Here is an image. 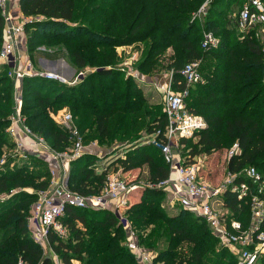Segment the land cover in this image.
<instances>
[{
    "label": "trees",
    "instance_id": "16d2710c",
    "mask_svg": "<svg viewBox=\"0 0 264 264\" xmlns=\"http://www.w3.org/2000/svg\"><path fill=\"white\" fill-rule=\"evenodd\" d=\"M203 1L19 0L22 16L33 19L23 26L29 57L39 45L50 48L59 44L76 71L95 68L75 85L24 77L21 82L24 122L52 149L65 150L71 145L70 134L53 121L49 112L60 109L66 101L84 142L95 140L99 145H107L118 141L126 150L123 157L115 159L116 166L119 165L122 171L146 166L149 181L166 179L170 175V166L160 148L142 140L143 133L149 137L157 130H163L167 122L163 105L159 110L156 105H150L134 79H124L120 70L107 66L117 60L116 46L147 42L137 68L144 70L170 48L173 53L169 68H172L173 81L177 83L179 69L186 62L202 61L203 55L209 54L219 63L210 65L213 69L205 74L201 73L203 82L196 84L185 100L189 111L205 119L206 127L192 138L181 139V143L189 148L190 157H194L210 156L237 142L239 149L227 159V172L239 173L252 165L264 178L262 44L253 32L242 39L238 34L234 41L236 45H231V32H228L226 37L220 38L216 49L203 50L198 20H192V13ZM238 1L213 0L204 18L206 27L220 35L215 32L220 26L217 19L224 18L219 8L228 9ZM4 27L0 10V48ZM7 72L6 65L0 66V156L4 145L11 146L5 129L13 111L14 88ZM85 131L92 132L94 137L90 138ZM37 159V163L46 166L45 173L29 171L28 160L0 171V197L19 187L47 188L48 164ZM97 160V155L86 152L69 162L67 185L71 190L83 195L101 191L106 176L96 170ZM236 180L246 179L239 175ZM19 196L11 195L0 201V264H18L19 261L52 264L51 258L33 240L28 224L29 209L36 195L28 194L23 199ZM164 196L162 189L145 188L140 200L124 213L138 243L157 253L155 264H236V257L218 245L204 220L182 208L169 214L161 205ZM222 198L230 216L245 223L248 205L228 190ZM60 222L68 235L64 238L50 230L48 242L63 264H73V259L84 261L83 264H142L124 245L126 231L111 210L67 206ZM182 244L186 246L185 252L178 250ZM255 264H264V254Z\"/></svg>",
    "mask_w": 264,
    "mask_h": 264
},
{
    "label": "built area",
    "instance_id": "2783aa9c",
    "mask_svg": "<svg viewBox=\"0 0 264 264\" xmlns=\"http://www.w3.org/2000/svg\"><path fill=\"white\" fill-rule=\"evenodd\" d=\"M10 1L0 0L1 14L5 20L4 40L0 48V66L8 67V76L13 80V111L9 115V124L5 132L10 139L11 146L4 145L0 156V171L6 166L13 168L18 162L35 156L48 164L49 185L38 189L36 200L32 205L28 224L31 228L33 240L43 249H49L48 234L50 230L64 237L66 228L61 224L67 206L75 208L109 209L118 217L120 224L126 231V245L134 253L140 263L155 264L157 253L146 249L138 243L137 235L124 213L130 206V191L140 184H132L124 177L122 168L117 165L110 169L108 164L101 161L102 154H98L96 170L105 173V184L97 194L83 195L71 190L67 185V163L84 153L87 146H95V142L87 145L78 131L74 117L70 111H50L49 116L59 126L68 131L71 139L69 152H59L52 149L46 140L34 133L24 122L21 114L22 92L21 82L24 77H40L66 83L60 74L48 69L35 68L32 59L21 48L23 26L27 20L16 22L10 16ZM213 0H204L199 8L192 13V20L202 19L207 13L208 6ZM240 38L253 33L261 38L264 52V2L262 0H244L237 17ZM220 40L211 31L202 34L201 47L203 50L216 49ZM38 51L46 52L45 46L37 47ZM22 50V52H21ZM201 59L186 62L179 69L180 80L173 81L172 71L156 84L155 88L161 92L163 111L167 122L163 130H157L147 141L160 148L166 163L170 166L168 178L145 183L146 188L162 189L171 195L170 205H179L205 221L211 234L217 239L220 247L226 248L236 257V264H255L258 257L264 254V178L252 165L245 167L239 173L227 172L224 185L213 186L205 180L200 171L203 166L201 158L182 157L179 154L184 144L181 139L192 138L195 133L206 127L205 119L189 111L185 100L190 90L203 82L201 74ZM136 82H143L136 70L126 72ZM70 84V83H69ZM180 87V85H182ZM21 135V136H20ZM23 137V138H21ZM239 146L234 142L227 158L238 152ZM89 153V152H87ZM197 157V156H196ZM174 173V175H173ZM246 180L238 181L237 176ZM142 187V185H141ZM236 194L237 199L244 201L249 207L248 218L245 223L231 217L224 207L222 194L225 191ZM4 196V195H3ZM2 197V196H1ZM0 197V198H1ZM51 249V247H50ZM53 252V251H52ZM52 264H63L53 252L49 254ZM18 264H23L19 261ZM157 264H164L158 262Z\"/></svg>",
    "mask_w": 264,
    "mask_h": 264
},
{
    "label": "rangeland",
    "instance_id": "374dc122",
    "mask_svg": "<svg viewBox=\"0 0 264 264\" xmlns=\"http://www.w3.org/2000/svg\"><path fill=\"white\" fill-rule=\"evenodd\" d=\"M18 1L19 0H11L10 1V16L13 19H15L16 22H21L22 20H27L28 23H31L33 21V19L24 18L22 16V14L19 12L20 10H19ZM242 1L243 0H239L236 5L229 7L228 9H225L223 7L219 8L222 15H224L223 16L224 18L219 19V20L217 19V21H219V23H220V26L216 29L215 32L219 33L220 35H218V36L215 34L214 35L220 40V38L226 37L228 32L229 33L231 32L230 33L231 38H229L231 45L235 44L234 41L237 40V37L239 34V32L237 30V27H238L237 17H238V12H239L240 6L242 4ZM11 4H14V6ZM18 13H20V14H18ZM205 17H207V13L204 17H202V19H199L197 21L198 27L200 29V33H202V34L206 31L212 32L211 28L209 26L206 27V25L204 23ZM22 34H23L22 40H21L22 41L21 44L23 45L22 50L27 52L26 34L24 31ZM258 39H260V42H261V38L259 37ZM146 43L147 42H135V43H132L130 45L116 46L115 51L117 54V60H116L115 64H113L112 66H107V68L114 67V68L120 70L124 74V76H123L124 79L127 78V76H126L127 71L136 70L140 74L141 78L143 79L142 80L143 82H141V84L136 82V81L135 82L137 83V85L139 84L138 86H140L142 88L143 95L149 99L148 103L150 105H156L158 110H159V109H162V101H161L162 96H161V92L155 88V82L157 84V83L163 81V79H165V77L172 71V68H169V65L171 62V55L173 52L170 48H167L164 52H162L159 56L156 57V59L153 63L148 64L144 70H139L137 68V65L140 63V61L144 55ZM261 44H262V42H261ZM40 46H45V45H39L38 47H40ZM236 47H239V46H236ZM45 48H46V52L38 51V48H37L36 51L34 52V54L32 55V57H30L32 59L34 67L35 68L39 67L42 69V67L44 66V68H47L50 71H52L53 69H56L57 74H60L61 76H63L67 81L66 83L67 84L70 83L69 85L77 84L85 75H87L88 73H91L95 70V68H93V67H89V68L87 67V68H85L79 72L76 71V69L68 63L65 55L63 54L64 48L59 44H53L50 48L45 46ZM22 50H21V52H22ZM59 60H62L63 62H65L66 65L59 64L58 63ZM216 62L219 63V60L217 58L213 57L212 55H209V54L203 55L202 62H201V73L205 74L206 72L209 71V69L212 70L213 68L210 65H214ZM67 67H71L73 69V71L70 72V75H69V73L63 74L61 72V70L67 69ZM262 78H263L262 83H264V72H263ZM65 103H66V101H63V104L60 106V109L57 108L56 111H59V112L70 111L69 107ZM85 133L87 134L88 131H85ZM88 134L91 135L90 138L94 137V134H92V132H89ZM142 135H143V137H142L143 143H151V142H147V141H149L153 137V135H151L149 137L145 133H143ZM195 139H194V141H195ZM88 141L95 142L96 146L102 150L103 153H102L101 161H103V163L108 164L110 169L116 168V164H115L116 160L115 159L117 157H123L125 155V152H122V149H124L125 146L122 145L121 143H119L118 141H114L112 144H107V145H105V144L99 145L98 143H96V141H93V140H88ZM184 146H185V144H184ZM185 147L181 148L179 151V154L182 157L190 156L189 155V152H190L189 148H187V147L185 148ZM230 147L231 146L223 148L219 152H215L210 156H208V155L206 156V155H202V154L196 155L197 157L194 156V158L200 157L202 160L203 166L201 168L200 175L205 180L210 182L213 186L224 185V181H225L226 176H227V169H226V163H227V159H228L227 153H228ZM70 148H71V145L68 146L63 151L67 150L69 152ZM63 151H59V152H63ZM120 154H122V155H120ZM27 160H28V162H30L29 171H32V172L38 173V174L39 173H45L47 171L46 166L37 163L38 161H35V160H38L37 157L29 158ZM18 163L20 164V162H18ZM67 166L69 169L68 163H67ZM124 177H127L128 181H130V183H132V184H140L139 187L133 188L130 191V194L132 197H138L139 195L141 197L142 192L146 188V187H144L145 183H147L149 181L148 180V178H149L148 177V169L146 168V166H142V167L137 168L128 174H124ZM141 185H142V187H141ZM36 191L37 190L34 187H30V186L15 188V189H12L10 191L11 194L2 196L0 198V201H4L9 196L16 195V194H20V196H19L20 199L27 198L28 194L29 195H35ZM132 204H131V199H130V206ZM30 205H32V204H30ZM161 205H162V207H164L167 210V212L169 214H173L174 212H177L179 209H181L177 204L173 205L172 208H169L167 205V200L165 199V197H164V199L162 197ZM175 207H176V209L174 210ZM31 212H32V206H30V209H29V216L31 215ZM67 235H68V231L66 230L65 234H64V238ZM160 248H163V246H160ZM178 250L180 252L181 251L185 252L187 249H186V246H184L182 244V245H180ZM44 254L46 255V252ZM46 256H48V255H46ZM85 256L86 255H84L83 257H85ZM73 260H72L73 264H83L84 263V261H79L78 263H76L75 259H73Z\"/></svg>",
    "mask_w": 264,
    "mask_h": 264
},
{
    "label": "crops",
    "instance_id": "0c3cea01",
    "mask_svg": "<svg viewBox=\"0 0 264 264\" xmlns=\"http://www.w3.org/2000/svg\"><path fill=\"white\" fill-rule=\"evenodd\" d=\"M11 5H13L14 6V4H11ZM20 12V11H19ZM18 14H20V13H18ZM22 40V39H21ZM22 42V41H21ZM21 47L23 46L22 44L20 45ZM22 49V48H21ZM43 68H44V66H43ZM71 67H67V69H63V70H61V72L63 73V74H68L69 73V75H70V72L71 71H73V69L71 68ZM45 69H47V68H45ZM21 136V135H20ZM21 138H23V137H21ZM93 141H95V140H93ZM88 143H90V141H86L85 142V144L87 145ZM126 150H124V149H122V152H125ZM86 152H89V153H92V154H95V155H98V154H102L103 152H102V150L100 149V148H98L97 146L95 147V146H87L86 147ZM120 155H122V154H120ZM119 155V156H120ZM66 168H68V166L66 165ZM137 169V168H136ZM135 169H132V170H129V171H123L122 173H123V175L124 174H128V173H130V172H132V171H134ZM171 174V173H170ZM173 175H174V173H173ZM165 199L167 200V205H168V207L169 208H172V206L170 205V199H171V195L167 192H165ZM133 200V201H132ZM140 200V195L138 196V197H132L131 196V204L132 203H136V202H138ZM179 206V205H178ZM177 207V206H176ZM176 207L174 208V210L176 209ZM179 208V207H178ZM171 213V212H170ZM174 213H176V212H174ZM53 250L52 249H50V247H49V249L48 250H46V255H48L49 256V254H50V252L51 253H53L52 252ZM45 253V252H44ZM55 253V252H54ZM56 254V253H55ZM57 255V254H56ZM74 261V260H73ZM76 261V263H78L79 261L78 260H75Z\"/></svg>",
    "mask_w": 264,
    "mask_h": 264
},
{
    "label": "water",
    "instance_id": "95a60500",
    "mask_svg": "<svg viewBox=\"0 0 264 264\" xmlns=\"http://www.w3.org/2000/svg\"><path fill=\"white\" fill-rule=\"evenodd\" d=\"M58 63H59V64L66 65V63L63 62L62 60H59ZM52 71H53L54 73H57L56 69H53Z\"/></svg>",
    "mask_w": 264,
    "mask_h": 264
}]
</instances>
